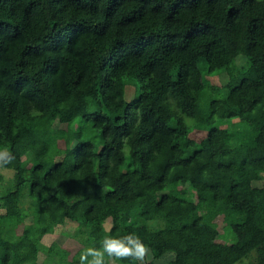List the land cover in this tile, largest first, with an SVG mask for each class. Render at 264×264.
Returning <instances> with one entry per match:
<instances>
[{
  "label": "trees",
  "instance_id": "1",
  "mask_svg": "<svg viewBox=\"0 0 264 264\" xmlns=\"http://www.w3.org/2000/svg\"><path fill=\"white\" fill-rule=\"evenodd\" d=\"M228 98L238 111L218 115ZM250 147L264 149V0H19L15 15L0 0V150L14 157L0 264H79L128 227L145 264H264V154ZM180 179L185 196L164 192ZM68 220L85 227L71 255L44 242Z\"/></svg>",
  "mask_w": 264,
  "mask_h": 264
},
{
  "label": "rangeland",
  "instance_id": "2",
  "mask_svg": "<svg viewBox=\"0 0 264 264\" xmlns=\"http://www.w3.org/2000/svg\"><path fill=\"white\" fill-rule=\"evenodd\" d=\"M8 3L10 5V11L12 15H15L19 10V0H8ZM257 69L259 72L263 71V67L261 65L257 66ZM89 100H80L79 104L81 106H87L89 105ZM218 115L220 116H226L229 114L236 113L238 111V103L234 98H228L227 100H224L223 103L218 105ZM55 127H62V124L55 122ZM189 140L191 143V146L193 148H202L207 146V140L204 137V135H201V132H195L194 134L191 133L189 136ZM250 155H262L264 154V149L260 148H253L250 147L249 149ZM55 160L62 161V165L66 170H69L71 165V157H70V151L64 150L62 154L59 156H56L54 158ZM0 173L3 176H9V171L6 169H0ZM70 173L67 172L65 177H63L60 180V183L63 182H69L70 184ZM53 188L51 187L50 190ZM188 191V184L185 179H180L176 184L168 186L165 188L164 192L175 194L176 196L182 198L186 195ZM93 217H96L100 220L102 223V226L104 229H108L109 223L108 220L105 217L106 207L103 204V202L99 199L93 200ZM82 219L83 216H80ZM218 223V236L217 239L222 242H232L234 240L233 234L227 228L226 226H223V223L220 222V220H217ZM84 225L76 222L71 221H65L62 224L56 225L53 228V231L50 235H47L44 238L45 245H48L52 250H57L59 248H64L69 251V255L73 254L75 250L78 247V243L75 240L76 236H83L84 234ZM136 234L140 237L141 240H143V232L142 230H133L130 227H128V234ZM71 234H74V237L71 236ZM74 238V239H73ZM149 257V256H148ZM172 257V254L170 252L165 253L164 255L157 258L154 262L156 264H170L169 259ZM44 255L42 253H39L36 259L37 264L41 263L43 261ZM253 260L252 255H248L242 260L236 262L235 264H250ZM108 264H115L113 261L108 260Z\"/></svg>",
  "mask_w": 264,
  "mask_h": 264
},
{
  "label": "clouds",
  "instance_id": "3",
  "mask_svg": "<svg viewBox=\"0 0 264 264\" xmlns=\"http://www.w3.org/2000/svg\"><path fill=\"white\" fill-rule=\"evenodd\" d=\"M14 159L11 153L6 150H0V168L10 163ZM149 247L134 233L123 237H106L100 248L88 247L80 254L79 264H108V259L112 261L139 262L145 264L149 256Z\"/></svg>",
  "mask_w": 264,
  "mask_h": 264
}]
</instances>
